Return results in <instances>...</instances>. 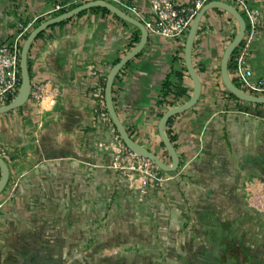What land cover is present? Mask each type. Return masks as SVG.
Listing matches in <instances>:
<instances>
[{"label": "crops", "instance_id": "0c3cea01", "mask_svg": "<svg viewBox=\"0 0 264 264\" xmlns=\"http://www.w3.org/2000/svg\"><path fill=\"white\" fill-rule=\"evenodd\" d=\"M78 1L9 0L0 43L11 41L17 21L50 18ZM126 1L148 11L146 0ZM248 2L261 22L247 64L264 83V0ZM238 32L227 11L204 14L193 49L201 96L166 126L180 166L140 201L137 183L98 147L117 130L95 121L94 110L98 88L141 31L99 10L47 29L30 50V75L52 82L55 105L39 111L28 101L0 115V154L10 169L0 194V264H264V211L250 207L246 192L248 182L264 181V104L232 97L221 77L224 51ZM184 47L149 35L113 86L125 128L167 164L159 121L177 86L185 94L174 106L194 90Z\"/></svg>", "mask_w": 264, "mask_h": 264}, {"label": "built area", "instance_id": "2783aa9c", "mask_svg": "<svg viewBox=\"0 0 264 264\" xmlns=\"http://www.w3.org/2000/svg\"><path fill=\"white\" fill-rule=\"evenodd\" d=\"M79 1L85 2L88 0ZM105 1L113 3L141 21L148 30L149 35L170 40H182L188 35L190 26L199 11L204 5L214 0H146L148 8L146 13L126 0ZM230 1L239 5L246 17V19L244 17L246 21L245 37L234 55V75L238 83L241 84L240 88L244 91H246L244 89L246 88L253 93L264 94V83H258L253 80V72L247 64L252 45L259 33L261 12L251 7L248 0ZM33 23L21 30L18 29L14 33L12 41L0 43V106L9 104L19 93L21 86L20 54L23 45L22 40ZM90 71L91 74L97 76L98 73L94 67H91ZM51 84L50 80L32 82L29 101L39 111L51 108L56 103V90H53V92L48 90V86ZM248 91L246 92L253 94ZM96 93L98 103L94 110V120L107 122L113 126L106 107L105 87H99ZM98 147L111 152L112 168L137 183L136 187L140 201H143L149 189L161 187L172 178V176L168 175L169 172L163 171L151 159L128 148L118 134L109 142H100ZM246 192L250 207L257 211H264V181L248 182L246 184Z\"/></svg>", "mask_w": 264, "mask_h": 264}, {"label": "water", "instance_id": "95a60500", "mask_svg": "<svg viewBox=\"0 0 264 264\" xmlns=\"http://www.w3.org/2000/svg\"><path fill=\"white\" fill-rule=\"evenodd\" d=\"M96 7L107 9L113 15L136 26L141 31V38L138 44L129 53H127L124 57H122L110 70L105 83V101L110 118L114 126L116 127V130L120 138L127 145V147L130 148L133 152H136L148 159H151L163 171L175 172L178 170L180 166L179 154L167 135L166 126L172 117L184 113L189 109H191L193 106H195L199 101V98L202 93V81L193 63V49L201 20L204 14L208 10L213 8H218L227 11L237 20L239 24V32L226 47L221 61V77L226 89L236 98L242 101L255 103V104H264V96L247 93L233 82L229 73L228 66H229L230 57L232 53L235 51V49L242 43L245 37L246 21L244 17L234 6H232L227 2L214 0L207 3L194 18L190 26L184 47L185 66L194 84L193 94L189 99V101H187L186 103L168 109L162 115L159 121L158 128H159L160 138L162 143L164 144L166 151L171 157V164L165 163L157 156V154L150 151L148 148L144 147L143 145L139 144L137 141L133 139V137L125 128L123 122L121 121L117 113L113 98V86L116 77L118 76L120 71L132 59L137 57L142 52V50L144 49V47L148 42L149 32L141 21H139L132 15L128 14L126 11L122 10L113 3H110L105 0H90L70 10H67L64 13L58 14L56 16L44 20L27 35L22 45L21 54H20L21 86L19 93L9 104L0 106V115L18 109L24 106L29 101L31 88H32V79L29 69V53L33 43L36 41L38 36L47 29H49L50 27L68 21L69 19H72L75 16L79 15L81 12ZM0 169H1V179H0V194H1L6 188L10 178L9 165L1 156H0Z\"/></svg>", "mask_w": 264, "mask_h": 264}, {"label": "trees", "instance_id": "16d2710c", "mask_svg": "<svg viewBox=\"0 0 264 264\" xmlns=\"http://www.w3.org/2000/svg\"><path fill=\"white\" fill-rule=\"evenodd\" d=\"M85 2H87V1H85ZM82 3H84V2H80L79 4H77V5H75L74 7H76V6H78V5H80V4H82ZM73 7V8H74ZM89 10H99V11H102V12H104V13H108V14H111L107 9H104V8H101V7H96V8H92V9H89ZM67 10H65V9H61L56 15H58V14H61V13H64V12H66ZM87 10H85V11H83V12H81L79 15H81V14H83V13H85ZM239 11V10H238ZM243 16V15H242ZM115 17H117V16H115ZM118 18V17H117ZM69 20H71V19H69ZM68 20V21H69ZM44 20L42 19V20H39L38 22H39V24L40 23H42ZM65 22H67V21H65ZM65 22H62V23H60V24H63V23H65ZM126 22V21H125ZM126 23H128V22H126ZM130 24V23H129ZM57 25H59V24H57ZM56 26V25H55ZM137 30L140 32V30L137 28ZM45 32V31H44ZM43 32V33H44ZM43 33L42 34H40L39 36H38V38L41 36V35H43ZM27 37V36H26ZM37 38V39H38ZM36 39V40H37ZM139 40H140V37H138L137 39H136V43H138L139 42ZM240 47V45L235 49V51L232 53V55H231V57H230V60H229V73H231V71L233 70L234 71V68H235V64H234V55L236 54V52L238 51V48ZM32 48V47H31ZM119 61V60H118ZM118 61H116V63L118 62ZM115 63V64H116ZM29 69H30V64H29ZM30 73H31V70H30ZM187 73H188V71H187ZM179 76L180 75H178L177 77L179 78ZM232 80H233V82L237 85V86H239L240 87V85H239V83H238V80H237V82H236V80L235 79H233L232 78ZM165 85H168V83H166ZM104 87H105V84H104ZM173 92V97H174V99L172 100V101H170V103H169V107L170 108H172L174 105H175V99L176 98H178V97H181L182 95H184L185 94V90L184 89H182V87H180V86H177L175 89H174V91H172ZM168 95V93H166V95L165 96H167ZM230 95L232 96V97H234V98H236L233 94H231L230 93ZM168 133V132H167ZM117 134H118V132H117ZM119 135V134H118ZM170 138V140H171V142H173L174 141V139L170 136L169 137ZM163 144V143H162ZM163 146H164V144H163ZM167 152V151H166ZM168 153V152H167Z\"/></svg>", "mask_w": 264, "mask_h": 264}, {"label": "rangeland", "instance_id": "374dc122", "mask_svg": "<svg viewBox=\"0 0 264 264\" xmlns=\"http://www.w3.org/2000/svg\"><path fill=\"white\" fill-rule=\"evenodd\" d=\"M88 1H90V0H88ZM225 2H227V3H229V4H231L232 6H234L237 10H239V12L243 15V17H245V15H244V13H243V11H242V9H241V7L239 6V5H237L235 2H233V1H230V0H224ZM9 0H0V19H2V20H5L6 18H7V13L10 11L9 10V7H8V5H10L9 3ZM78 3H80V1H78ZM57 8V7H56ZM46 20V19H48V18H45V17H42L41 19L39 18V19H37L34 23H33V21L32 22H29V23H23V22H21V21H17V23H16V25L14 26V31L15 32H17L18 31V29H23V28H25L26 26H28L30 23H33V25L29 28V30L26 32V34H25V36L23 37V43H24V41H25V39H26V36L37 26V25H39V20ZM245 19H246V17H245ZM186 38H187V35L185 36V38H183L182 40H183V42H186ZM11 41H12V39H11ZM173 41H176V40H173ZM136 58V57H135ZM231 76H232V78L233 79H235L236 80V82H237V79H236V77H235V75H234V71L232 70L231 71ZM239 85H241L240 83H239ZM242 88H244V87H242ZM246 91H248L246 88H244ZM248 92H251V91H248ZM18 93V92H17ZM251 93H253V92H251ZM253 94H255V95H260V96H264V94L263 93H253Z\"/></svg>", "mask_w": 264, "mask_h": 264}]
</instances>
